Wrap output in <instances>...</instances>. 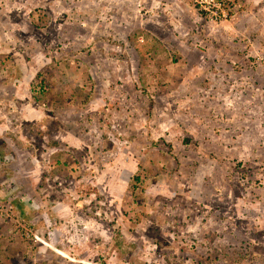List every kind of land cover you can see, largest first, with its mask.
<instances>
[{
	"label": "rangeland",
	"instance_id": "obj_1",
	"mask_svg": "<svg viewBox=\"0 0 264 264\" xmlns=\"http://www.w3.org/2000/svg\"><path fill=\"white\" fill-rule=\"evenodd\" d=\"M16 89L102 169L14 186ZM0 110V264H264V0H0Z\"/></svg>",
	"mask_w": 264,
	"mask_h": 264
},
{
	"label": "crops",
	"instance_id": "obj_2",
	"mask_svg": "<svg viewBox=\"0 0 264 264\" xmlns=\"http://www.w3.org/2000/svg\"><path fill=\"white\" fill-rule=\"evenodd\" d=\"M30 77V76H28ZM27 77V78H28ZM52 92H49V96H51L49 99H54V95L53 94V89L50 88ZM23 90H24V85H23ZM15 94L17 95V97L15 98L16 100L19 101H11V104H13L16 109H18L19 111V116L17 115V119L18 117H20L21 119L24 118V112H26L27 117L29 119V121H31L32 123L36 124L39 129H40V133H31V134H27L24 132L23 127L20 126V122L17 121V123L19 124V129L14 131L15 135L19 134L20 138L22 139V143L26 142V144H28V146L25 147H18V148H14V146H9V151H13L11 153L14 154V157L17 156V160H18V164L19 167L22 170L21 171V176L22 177H18L16 176V178H14V176L10 173V179H14L12 180L14 182V186H16L17 188H22V187H27V186H36L38 188H40L42 185L49 186V187H55V186H62L63 185V176H65V174L61 171V167H53L52 165L55 164L52 161H59V160H66L65 161V166L68 169H73L76 170L75 167L77 168V170L79 172H83V170L86 171V175L88 173V171H92L95 172L97 169H102V161L103 159L105 160V154L103 153L102 150V155L103 158H99L96 159L95 162L91 161L93 164H91V166L87 167V162H85V166H83V164L81 165L76 158L72 157L71 154H69L68 151H66L65 148V144L66 142H72L75 141L73 140V137L78 138L76 136L73 135V133L70 131V129H68L67 125L64 124L63 126H54L56 128H53L52 124L56 123L55 117L52 116V114L47 113L45 108L46 106L44 105V103L42 102L43 100H39L37 101L38 103L36 104H30L29 105V109H23V94H19V90H15ZM94 96V95H93ZM3 97V96H2ZM6 100V99H4ZM53 101V100H52ZM20 102V103H18ZM54 102V101H53ZM94 103V102H93ZM21 104V105H20ZM18 106V107H17ZM30 106H32V108H30ZM1 111V110H0ZM2 112V111H1ZM0 112V115L2 116ZM72 114V113H70ZM77 115V114H76ZM70 117V116H69ZM81 119V118H80ZM79 119V120H80ZM78 120V119H76ZM62 123L63 124L65 122H70V120H68L66 117L62 118ZM50 123H51V130H50ZM49 128V129H48ZM3 130H0V133ZM24 141V142H23ZM74 143V142H73ZM79 144V141L76 143ZM26 147H30V149H26ZM76 146H74L75 148ZM25 155L27 157V159L25 158ZM32 156L31 159H29V156ZM6 158H10L9 156H6ZM13 158V157H12ZM11 158V159H12ZM24 161L26 162V165L24 163ZM78 163L80 165V168L78 167ZM82 167H85L83 170L81 169ZM14 168L16 169V166H14ZM30 172H29V171ZM77 172V171H76ZM72 174L73 177L77 178L76 176H78V174ZM78 173V172H77ZM7 174V172H6ZM117 174V173H116ZM26 175V176H25ZM3 177V174L0 175V178ZM26 177V178H25ZM5 179V177H3ZM32 178V181L30 180ZM6 180H2L0 182V186L2 185L3 187L5 185H3V183H5ZM23 189V188H22ZM21 189V190H22ZM40 196H38V198L40 199ZM20 200L22 201L23 199L20 198ZM28 200V199H27ZM40 200L35 199L34 204H32V213L34 214L36 211L39 212L41 206L38 203ZM35 205H38L37 207ZM60 206L55 208V211L58 210L60 211L61 209H59ZM24 212H26V208L22 209ZM71 212L69 211V209H63L62 212L59 213L60 215L63 216H67L68 213ZM52 242V241H51ZM90 251V250H89Z\"/></svg>",
	"mask_w": 264,
	"mask_h": 264
},
{
	"label": "built area",
	"instance_id": "obj_3",
	"mask_svg": "<svg viewBox=\"0 0 264 264\" xmlns=\"http://www.w3.org/2000/svg\"><path fill=\"white\" fill-rule=\"evenodd\" d=\"M204 9H206V8H204ZM203 11V10H202Z\"/></svg>",
	"mask_w": 264,
	"mask_h": 264
},
{
	"label": "trees",
	"instance_id": "obj_4",
	"mask_svg": "<svg viewBox=\"0 0 264 264\" xmlns=\"http://www.w3.org/2000/svg\"><path fill=\"white\" fill-rule=\"evenodd\" d=\"M203 13H205V12L203 11Z\"/></svg>",
	"mask_w": 264,
	"mask_h": 264
}]
</instances>
